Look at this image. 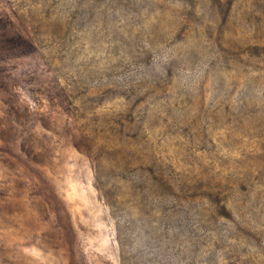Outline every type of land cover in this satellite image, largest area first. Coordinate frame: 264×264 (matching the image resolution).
Instances as JSON below:
<instances>
[{"label":"rangeland","instance_id":"1","mask_svg":"<svg viewBox=\"0 0 264 264\" xmlns=\"http://www.w3.org/2000/svg\"><path fill=\"white\" fill-rule=\"evenodd\" d=\"M0 264H264V0H0Z\"/></svg>","mask_w":264,"mask_h":264}]
</instances>
